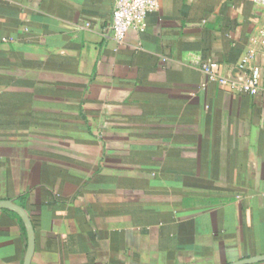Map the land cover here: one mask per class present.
Wrapping results in <instances>:
<instances>
[{
	"label": "crops",
	"instance_id": "crops-1",
	"mask_svg": "<svg viewBox=\"0 0 264 264\" xmlns=\"http://www.w3.org/2000/svg\"><path fill=\"white\" fill-rule=\"evenodd\" d=\"M111 34L114 0H0V200L31 264H229L264 254V7L158 0ZM249 94L210 80L203 64ZM0 209V264H24ZM264 264V261L251 263Z\"/></svg>",
	"mask_w": 264,
	"mask_h": 264
},
{
	"label": "built area",
	"instance_id": "built-area-1",
	"mask_svg": "<svg viewBox=\"0 0 264 264\" xmlns=\"http://www.w3.org/2000/svg\"><path fill=\"white\" fill-rule=\"evenodd\" d=\"M257 6L264 7V0H254ZM158 0H114L111 34L118 42H123L129 30L143 31L148 13L157 10ZM252 56L246 55L237 64L243 72L238 78H228L220 74L221 64L210 60L203 64L209 79L232 90L254 94L261 85V67L251 65Z\"/></svg>",
	"mask_w": 264,
	"mask_h": 264
},
{
	"label": "water",
	"instance_id": "water-1",
	"mask_svg": "<svg viewBox=\"0 0 264 264\" xmlns=\"http://www.w3.org/2000/svg\"><path fill=\"white\" fill-rule=\"evenodd\" d=\"M0 209L12 210L16 212L23 220L28 234V248H27L24 264H31L33 254L35 251V228L29 213L26 211V209L23 206L15 202L13 199L0 200ZM260 261H264V254L243 258L229 264H251Z\"/></svg>",
	"mask_w": 264,
	"mask_h": 264
}]
</instances>
